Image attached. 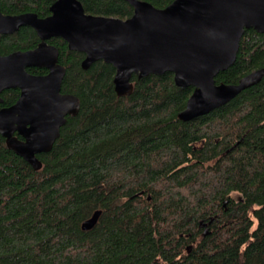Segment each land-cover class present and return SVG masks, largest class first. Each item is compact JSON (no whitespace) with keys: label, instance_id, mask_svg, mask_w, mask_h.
Returning <instances> with one entry per match:
<instances>
[{"label":"trees","instance_id":"trees-1","mask_svg":"<svg viewBox=\"0 0 264 264\" xmlns=\"http://www.w3.org/2000/svg\"><path fill=\"white\" fill-rule=\"evenodd\" d=\"M54 1L0 0V11L43 17ZM143 1L160 9L173 0ZM80 2L91 15L132 14L121 0ZM37 40L29 27L0 35V54ZM52 44L65 68L61 90L80 107L37 155V171L0 136V264H264V75L227 104L181 121L192 87L175 86L171 73L133 75L132 92L118 97L110 64L83 70L82 53L62 39ZM256 69H264V32L247 29L234 63L214 80L235 84ZM15 96L6 91L4 103ZM95 210L97 223L82 231ZM210 219L203 235L199 221Z\"/></svg>","mask_w":264,"mask_h":264},{"label":"water","instance_id":"water-1","mask_svg":"<svg viewBox=\"0 0 264 264\" xmlns=\"http://www.w3.org/2000/svg\"><path fill=\"white\" fill-rule=\"evenodd\" d=\"M121 1L132 8L126 19L87 14L80 0H55L45 18L0 11V34H12L26 25L40 40L34 49L0 55V92L19 90L13 105L0 109V136L6 148L33 170L42 166L37 155L51 150L66 117L75 116L80 107L78 97L60 93L65 68L58 63V50L46 43L52 37L84 55L83 70L99 60L110 64L118 97L132 92L133 75L140 79L171 73L175 86L192 87L177 114L181 121L212 112L262 79L264 69L249 72L235 84L214 80L234 63L245 30L264 32V0H173L160 9L143 0ZM28 67L48 72L30 75ZM100 212L95 210L85 219L81 230L92 229Z\"/></svg>","mask_w":264,"mask_h":264},{"label":"flooded vegetation","instance_id":"flooded-vegetation-1","mask_svg":"<svg viewBox=\"0 0 264 264\" xmlns=\"http://www.w3.org/2000/svg\"><path fill=\"white\" fill-rule=\"evenodd\" d=\"M2 13V12H1ZM6 15V14H5ZM50 15V12L46 15V16H43V17H38V18H45V17H47V16H49ZM22 27H29V28H31L30 26H26V25H24V26H21L20 28H22ZM19 28V29H20ZM18 29V30H19ZM32 29V28H31ZM17 30V31H18ZM33 30V29H32ZM34 31V30H33ZM34 33L36 34V32L34 31ZM13 34V33H12ZM0 35H10V34H0ZM36 36H37V34H36ZM37 44L33 47V48H31V49H34L37 45H38V43L40 42V40H39V38H38V36H37ZM54 39H61V38H59V37H52V38H50V39H48L47 41H46V43L48 44V45H51V46H54L56 49H57V47L54 45V44H52V40H54ZM63 40V39H62ZM64 41V40H63ZM65 42V41H64ZM66 43V42H65ZM67 46V45H66ZM31 49H29V50H31ZM58 50V49H57ZM24 51H26V50H24ZM11 53V52H10ZM7 54H9V53H7ZM7 54H0L1 56H4V55H7ZM59 63V62H58ZM60 64V63H59ZM61 65V64H60ZM64 67V66H63ZM30 68H34V69H38L39 71H41V70H43V73H40V74H33V73H30V72H28L27 70L28 69H30ZM26 72L28 73V74H30V75H37V76H40V75H45V74H47V70L46 69H44V68H38V67H28V68H26ZM6 91H15L16 92V96L14 97V99H13V101L12 102H9V103H4V100H3V94L6 92ZM60 93L61 94H71V93H66V92H63L62 90H61V84H60ZM72 95H74V94H72ZM18 97H19V90L17 89V88H8V89H3L1 92H0V99H1V103H0V109H2V108H7V107H9V106H11V105H13L15 102H16V100L18 99ZM14 136L15 137H17L19 140H22V137L21 136H19L18 134H17V132H15L14 133ZM202 221H199V228H202V231H204L205 229H207L208 231L211 229V222H212V219H210L208 222H206V223H204V222H202ZM205 224V225H204Z\"/></svg>","mask_w":264,"mask_h":264},{"label":"rangeland","instance_id":"rangeland-1","mask_svg":"<svg viewBox=\"0 0 264 264\" xmlns=\"http://www.w3.org/2000/svg\"><path fill=\"white\" fill-rule=\"evenodd\" d=\"M236 196H238V195H237V194H233V195H232V199H233L234 201H237V200H236V199H237Z\"/></svg>","mask_w":264,"mask_h":264}]
</instances>
